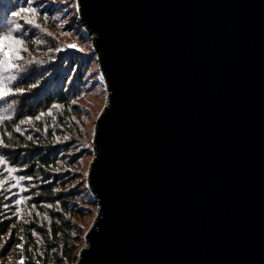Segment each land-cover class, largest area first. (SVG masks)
<instances>
[{"label":"water","instance_id":"95a60500","mask_svg":"<svg viewBox=\"0 0 264 264\" xmlns=\"http://www.w3.org/2000/svg\"><path fill=\"white\" fill-rule=\"evenodd\" d=\"M107 102L77 264H264V0H78Z\"/></svg>","mask_w":264,"mask_h":264},{"label":"trees","instance_id":"16d2710c","mask_svg":"<svg viewBox=\"0 0 264 264\" xmlns=\"http://www.w3.org/2000/svg\"><path fill=\"white\" fill-rule=\"evenodd\" d=\"M56 14L34 1L0 0V38L21 41L3 85L24 89L0 101L1 264H76L86 232L81 221L92 212L76 180L88 149L80 129L83 67L55 37H44ZM26 17L39 20L37 32Z\"/></svg>","mask_w":264,"mask_h":264},{"label":"rangeland","instance_id":"374dc122","mask_svg":"<svg viewBox=\"0 0 264 264\" xmlns=\"http://www.w3.org/2000/svg\"><path fill=\"white\" fill-rule=\"evenodd\" d=\"M31 1H34V3L36 2L38 8L47 7L51 8L52 10L54 9V11L57 12L56 20L53 19L55 21H51V25L44 29V37H55L54 39H57L58 43L64 46V48L67 50L66 52H70L72 55L77 57L76 59H80V67H83L82 71L84 85L86 87V95L80 102L82 103V112L84 115L83 119H81L82 126L80 129L82 134V147H86L88 149L86 155L81 159V162L78 166L76 180H79V185L77 188H81L80 191L84 198L90 201L88 207L92 210V212L85 217L83 222L81 221L83 227L86 230V236V233L92 227L97 215V204L94 201L92 193L88 189V172L94 157L93 137L95 124L107 102L108 93L106 84L101 71L99 70V63L97 61L98 56L94 52L92 37L88 35V33L85 31V28L82 27L78 22V0H29V2ZM75 19L77 24L74 22ZM25 21L32 25V28L30 27L32 32H37L36 29H39L38 27L41 25L36 17H26ZM70 45H75L76 47H69ZM14 47L16 50H18L20 45H14ZM14 57L15 56L12 55V62H14ZM3 60V54L0 53V62ZM3 67V64L0 63V87L5 88L3 85V79L6 78L4 75L8 70H5ZM76 71L77 69L75 72ZM76 75L77 73H74L73 77ZM3 98H0V101H2ZM4 119L5 118L2 114L0 117V122H2ZM85 245L86 241L84 237V245L81 250L85 247ZM6 264H20V261L14 263L10 260Z\"/></svg>","mask_w":264,"mask_h":264},{"label":"snow or ice","instance_id":"6c2138e0","mask_svg":"<svg viewBox=\"0 0 264 264\" xmlns=\"http://www.w3.org/2000/svg\"><path fill=\"white\" fill-rule=\"evenodd\" d=\"M24 11H33V9H21V12ZM13 15H17V13H13ZM7 41V42H6ZM21 41L16 40L15 38H8V37H3L0 38V53L3 54L4 60L0 63L3 64L5 70H9V69H14L16 67V65L12 62V55L14 52H16V48L14 47V45H18L20 44ZM69 47H76L75 45H70ZM17 58L20 59L21 57L18 55L17 53ZM33 88L36 87L35 84L32 85ZM18 91L20 94H23L24 89L23 88H17V89H5L3 87H0V98L6 97L8 95H14L15 92ZM17 131H20L19 128H17ZM29 140L32 139L31 136L28 137ZM0 163H3V158L0 157ZM19 179L23 180L24 177L21 176L19 177ZM23 197L20 199V202H23ZM20 264H23V260L20 261Z\"/></svg>","mask_w":264,"mask_h":264}]
</instances>
